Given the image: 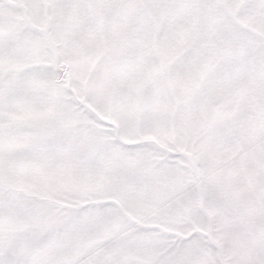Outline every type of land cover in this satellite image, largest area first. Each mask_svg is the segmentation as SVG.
<instances>
[{
    "label": "snow or ice",
    "instance_id": "6c2138e0",
    "mask_svg": "<svg viewBox=\"0 0 264 264\" xmlns=\"http://www.w3.org/2000/svg\"><path fill=\"white\" fill-rule=\"evenodd\" d=\"M0 264H264V0H0Z\"/></svg>",
    "mask_w": 264,
    "mask_h": 264
}]
</instances>
